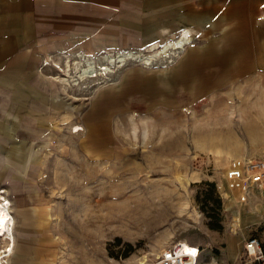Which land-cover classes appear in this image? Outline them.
<instances>
[{
	"label": "rangeland",
	"instance_id": "obj_1",
	"mask_svg": "<svg viewBox=\"0 0 264 264\" xmlns=\"http://www.w3.org/2000/svg\"><path fill=\"white\" fill-rule=\"evenodd\" d=\"M65 1L71 27L46 0H28L16 23L27 53L0 87V189L53 212L64 253L80 260L150 264L184 240L200 247L198 264H236L248 236L264 239V181L242 190L224 178L264 160V0ZM97 32L105 48L86 53ZM79 54L95 75L86 83Z\"/></svg>",
	"mask_w": 264,
	"mask_h": 264
},
{
	"label": "crops",
	"instance_id": "obj_2",
	"mask_svg": "<svg viewBox=\"0 0 264 264\" xmlns=\"http://www.w3.org/2000/svg\"><path fill=\"white\" fill-rule=\"evenodd\" d=\"M65 2H66L65 0H46V4L48 6L47 7L48 14L50 13L53 17H58L57 21H61V23H65L64 26L68 27L70 26L69 19H64V17L68 18L70 16V9L68 11L69 14L66 15L67 8L69 6H67L66 5L67 3ZM239 4L241 5L242 3ZM28 6H30L28 0H0V87L1 88L14 85L12 83L8 84L7 79L5 78L6 70L8 69L7 62H9L10 64L12 63L17 64L19 61V64L21 66L15 67L13 66V64L12 66L15 69L16 68L21 69L22 59H23L22 56L27 53V49L24 50L22 47L24 34L22 33L21 26H19L18 29L16 28L17 27L16 23H19V25H21L24 19L23 13L25 11L28 12L29 9ZM249 8H253L252 11L254 15L256 13L257 14L259 13L257 11L260 10V8L255 9V6L253 5H250ZM48 9L50 11H48ZM224 12L230 16V11L228 9H224ZM40 14L42 15V11L40 12ZM42 17H46V15L43 14ZM53 20H56V18H54ZM37 31L39 32V29ZM184 31L187 30L184 29ZM182 32L183 31H180L178 34H181ZM83 33L85 35L86 30H84ZM31 36L32 33L30 31L26 34L25 38H29ZM129 36L134 37L133 34H129ZM101 37H103V35L97 32L93 40L86 41V43L83 44V47L86 48L85 52L90 54V52L95 53V52H99L100 50H103L105 47H104L103 39ZM63 44H64L63 42H59L60 45L59 47L58 45L50 44L51 45L50 49L58 48L57 50L59 51H55V52L59 53L62 51ZM261 54L264 55V53ZM36 68L37 66H35V69ZM1 72L5 73L4 77H1ZM6 99L7 97L5 95L3 96L2 99L0 98L1 100L0 108H1V113L9 117L10 114L8 115L4 109V106L6 105L5 103ZM37 108L38 107L30 104L28 105L27 108H23V107L20 108L19 111L21 113L28 112L29 110L33 112L34 110H37ZM3 192L7 195L6 197L8 198L5 200H9V195L7 194V190L4 189ZM10 203H11V207L9 208L10 210L9 212L13 220V224H12L13 226H11V228H8L7 233L5 231L3 232L4 235L3 237H1L2 240L0 241L1 248L6 249L7 247H11L10 255H6L5 257L7 260V264H103L102 259H94L92 261H87L83 259L80 260V257H78L77 255L70 256L64 253L63 243L64 242L67 243L68 246L69 245L68 240H63L59 238V236L62 235V232L59 230L60 226L57 223L53 222L52 218L50 217L53 214V212H51L48 208L39 207V206H19L16 205L15 203L12 202ZM247 220H249V222H252L256 220V217L254 216V214H251ZM253 235L259 237L260 233L257 232L256 230ZM90 245L93 244H89V246Z\"/></svg>",
	"mask_w": 264,
	"mask_h": 264
},
{
	"label": "built area",
	"instance_id": "obj_3",
	"mask_svg": "<svg viewBox=\"0 0 264 264\" xmlns=\"http://www.w3.org/2000/svg\"><path fill=\"white\" fill-rule=\"evenodd\" d=\"M224 178L230 182L233 188L242 190L248 185H261L264 181V160H245L237 163L235 166L228 167L225 171ZM2 190V189H0ZM10 210L7 209L8 217L4 227L11 228L12 218ZM9 226V227H8ZM1 229V228H0ZM237 228L234 227V230ZM4 231V230H3ZM0 230V241L3 237ZM7 233V229L5 230ZM191 246L192 252H187L177 244L166 246L161 250L155 261L150 264H198L201 253L199 246ZM0 247V264H7L6 255L8 250ZM6 250V252H3ZM243 255L236 264H264V239L260 236L251 235L247 237L242 246Z\"/></svg>",
	"mask_w": 264,
	"mask_h": 264
},
{
	"label": "bare ground",
	"instance_id": "obj_4",
	"mask_svg": "<svg viewBox=\"0 0 264 264\" xmlns=\"http://www.w3.org/2000/svg\"><path fill=\"white\" fill-rule=\"evenodd\" d=\"M186 40H187V31L183 30V32L180 34V37L178 38V40L176 39L175 41H173L171 43H167V45H164L163 49L160 51L161 53L164 54L163 58L168 59V58L175 57L176 54H177L176 50L181 49V47L184 45V43L187 42ZM152 49H154V48H151V50ZM87 57L88 56L84 55V54L77 55V58L79 59V61L82 62V66H84V67L78 68V67L75 66V68H74V70L78 73V77L81 80H83L84 83L89 82L87 80L88 78L92 79V77L95 76V75H90V69H91L90 65L91 64L88 61L89 58H87ZM136 58L137 57H135V55L133 56V55H129V54H122V55H120V63H124L126 60H136ZM144 61H149V58H145ZM66 64H67V62H66ZM55 79H57L62 84L64 83L63 84L64 90H66L68 88L67 84H68L69 80L60 79V77H56ZM3 190L4 189L0 190V194H1V196H0V228L1 229L0 230H2V231L4 230L5 231L6 229L8 230V228L5 229V227H4L5 220H7L6 218L8 217V214H7L6 211H7V209H9L11 207V203H10L9 200H5V199H8V198L6 197L7 195L3 192ZM128 223H129V221L127 220V218L126 219L125 218H118L117 220H115V221L113 220V221L110 222V224H113V225L114 224H120V225L125 226V227L127 225H129ZM12 224H13V220H12ZM142 224H143V221H142L141 225ZM11 226H13V225H11ZM132 227H134V225ZM136 227H137V225H136ZM2 235H4V234L2 233ZM177 243H178L179 246H181V248L183 250H185L187 252H192L191 246L189 244H187L184 240L177 241ZM177 243H175V244H177ZM3 252H6V250H4ZM7 252L10 255L11 249H9Z\"/></svg>",
	"mask_w": 264,
	"mask_h": 264
},
{
	"label": "trees",
	"instance_id": "obj_5",
	"mask_svg": "<svg viewBox=\"0 0 264 264\" xmlns=\"http://www.w3.org/2000/svg\"><path fill=\"white\" fill-rule=\"evenodd\" d=\"M210 185V187H213V184H209Z\"/></svg>",
	"mask_w": 264,
	"mask_h": 264
}]
</instances>
